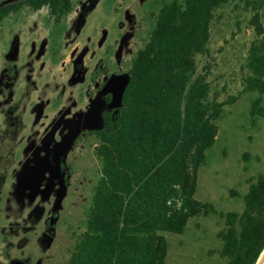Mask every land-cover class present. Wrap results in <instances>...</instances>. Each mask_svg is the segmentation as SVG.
Here are the masks:
<instances>
[{
  "label": "trees",
  "instance_id": "16d2710c",
  "mask_svg": "<svg viewBox=\"0 0 264 264\" xmlns=\"http://www.w3.org/2000/svg\"><path fill=\"white\" fill-rule=\"evenodd\" d=\"M34 1L56 17L72 6ZM230 1L172 0L160 8L134 57L122 106L98 133L100 177L66 264H166L164 233L183 234L190 218L211 214L224 219L217 233L221 264L257 263L264 251V171L249 178L241 211L194 198L217 121L238 98L210 97L208 66L199 70L197 60L208 53L216 10ZM235 7L249 13L254 33L240 93L254 94L248 113L263 120L264 132V0H237Z\"/></svg>",
  "mask_w": 264,
  "mask_h": 264
},
{
  "label": "rangeland",
  "instance_id": "374dc122",
  "mask_svg": "<svg viewBox=\"0 0 264 264\" xmlns=\"http://www.w3.org/2000/svg\"><path fill=\"white\" fill-rule=\"evenodd\" d=\"M236 2L237 0H231L216 10L207 45L208 53L197 56L199 70H203L204 65L208 66L210 97L223 100L230 95L238 96L233 104L225 106L221 118L217 121L218 134L214 144L206 151V162L200 167L194 194L195 199L211 202L218 210L223 211H241L244 205L243 194L247 191L249 178L264 171L263 120H253L248 113L250 99L254 94L240 93L247 47L254 33L247 23L249 13L236 8ZM133 4H137V0H98L94 8L86 14L79 34L67 30L64 36L53 39L51 31L44 50L41 40H30L26 34H22L19 37L16 60L21 78V97L28 91L32 98H48L49 105H55L61 104L69 96H78L83 86L78 84L72 87L66 83L72 67L68 59L69 54L75 48L76 55L84 48H87V55L96 54L98 42L101 41L103 44L111 42L119 32L120 23L128 21L127 17L132 12ZM11 18L14 17H6L1 23L8 25L0 34V58L5 62L7 47L16 30V26L8 24V19ZM262 22L264 24V11ZM150 25L145 27L146 29L142 27L141 35L144 39L134 46V50L143 47L148 40L154 24ZM51 53L54 55L51 56ZM28 77H31L33 85L28 83ZM63 87L64 92L58 99ZM26 101L21 99L20 104H29ZM29 108L27 105L21 111L23 135L36 131L39 127L34 124ZM93 143L84 139L74 152L79 155L82 166L87 168V176L92 172L94 176L91 182L78 186L76 190L73 186L70 187L67 196H64L62 210L53 225L55 239L48 252L50 257L47 264H66L75 242L85 229L94 183L100 176V160L97 162L93 157L95 152ZM22 146L23 143H20L13 150V156L9 157L2 168L5 174V180L0 187L2 237L3 228L7 227L9 222L15 221L12 214H8V208L13 207L9 193L12 169L21 159ZM1 150L4 154L6 149L1 147ZM232 190L236 194H233ZM223 226L224 219L211 214L190 218L183 234L164 233L168 241L166 264L223 263V258L217 252L220 247L217 233ZM8 240L15 242L17 238L9 235ZM1 242L2 239L0 244ZM23 249L26 253L31 252L35 258L40 256L34 234H31V239Z\"/></svg>",
  "mask_w": 264,
  "mask_h": 264
},
{
  "label": "flooded vegetation",
  "instance_id": "af4514ba",
  "mask_svg": "<svg viewBox=\"0 0 264 264\" xmlns=\"http://www.w3.org/2000/svg\"><path fill=\"white\" fill-rule=\"evenodd\" d=\"M97 1L73 2L72 0L71 9L62 16L56 17L47 4L35 7L34 0H0V14L6 12L0 22V34L8 26L1 24L6 17H14L8 19V24L11 23L12 27L16 26L6 50V62L0 58V150L1 147L6 149L4 154L2 150L0 153V187L5 180L2 168L9 157L13 156V150L23 143L21 159L11 173L9 200L14 208L9 207L8 214H12L15 221L9 222L8 226L3 228V237L0 236L3 240L0 244V264H47L50 257L48 252L55 239L53 225L62 210V207L58 211L53 210V201L60 187V179L64 180L66 185V196L70 187L73 186L76 190L78 186H84L93 180V172L87 176V168L82 166L79 155L74 152L84 139L94 142L95 151L98 133L102 128H83V123L95 121L94 107L100 109L103 124L109 119L116 118L120 107L118 109L109 107V104L120 82L115 83L116 86L108 83L121 75H128L130 80V69L140 49L134 50V46L144 39L141 29L155 24L160 8L168 2L137 0V4H133L132 12L127 17L128 21L120 23L119 32L111 42L107 44L98 42L96 54L87 55V48L77 55L75 48L69 54L68 59L72 67L66 83L72 87L78 84L83 86L78 96H69L61 104L55 105H49L48 98H32L28 91L21 97V78L16 63L19 37L26 34L30 40H41L44 50L51 31L53 39L64 36L67 30L79 34L86 14L94 8ZM53 55L54 53H51V56ZM28 80L31 85L34 84L31 82V77H28ZM63 92L64 87L58 99ZM21 99H26L29 104H20ZM27 105L30 107L29 112L34 124L39 127L36 131L23 135L20 116ZM76 123L79 132L67 155L58 159L60 170H50L56 164L54 144L70 132L77 125ZM93 157L98 162L96 152L93 153ZM24 165L25 174L29 175H22ZM37 167L41 169L38 175L35 172ZM31 234H34L40 255L36 258L31 252L26 253L23 249L31 239ZM9 235L17 238V241L8 240Z\"/></svg>",
  "mask_w": 264,
  "mask_h": 264
},
{
  "label": "water",
  "instance_id": "95a60500",
  "mask_svg": "<svg viewBox=\"0 0 264 264\" xmlns=\"http://www.w3.org/2000/svg\"><path fill=\"white\" fill-rule=\"evenodd\" d=\"M128 81H129L128 75H121V76L117 77V79H111L109 81L108 84H110L111 86H114L115 83L120 82V83H118L119 85L117 84L118 86L115 85L116 89H115V92H113V97H112V100L109 104V107H115L118 109L119 107L122 106V96H123V92H124V89H125ZM93 110H95L94 111L95 116L93 117V119H95V121H92V122L85 121L83 123V128L101 129V128H103L104 124H103V120H102L100 113H99L100 109L98 107H96V108L94 107ZM116 112H117V110H115V113ZM78 132H79V129H78V124H77L64 137H62L59 141H56V143L53 146V153L55 154V157H56V164L50 170H53V171L54 170H56V171L60 170L58 159L60 160L61 157H65L67 155L69 150L72 148L73 142H74ZM22 168L24 169L22 171V175L23 176L29 175V174H25L26 166L24 165V166H22ZM35 172L38 175L41 172V169L39 167H37V168H35ZM65 195H66V185L64 183V180L60 179V187L57 189V195H56L54 203H53V210L54 211H58L60 209L62 200H63ZM260 255H259V257H260ZM259 257H258V259H259ZM261 264H264V258H263Z\"/></svg>",
  "mask_w": 264,
  "mask_h": 264
},
{
  "label": "bare ground",
  "instance_id": "6f19581e",
  "mask_svg": "<svg viewBox=\"0 0 264 264\" xmlns=\"http://www.w3.org/2000/svg\"><path fill=\"white\" fill-rule=\"evenodd\" d=\"M264 258V251L262 252L261 256L259 257L258 261L256 264H261L262 260Z\"/></svg>",
  "mask_w": 264,
  "mask_h": 264
}]
</instances>
